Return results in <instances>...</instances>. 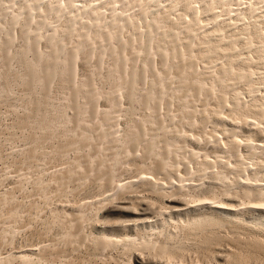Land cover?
I'll return each instance as SVG.
<instances>
[{
	"label": "bare ground",
	"instance_id": "1",
	"mask_svg": "<svg viewBox=\"0 0 264 264\" xmlns=\"http://www.w3.org/2000/svg\"><path fill=\"white\" fill-rule=\"evenodd\" d=\"M84 1L86 2L84 5H83V3H81L82 1L79 3V0H56V2H53L52 0H2L1 2L2 3L4 2V3L2 5L0 4V6H1V8H0V10H1L0 11L1 12L0 13V49L2 48V52H3L2 61L5 65L4 66L5 73H6L5 78L7 77V79H8V80L4 81L5 83L2 84L4 86V89H6L5 91H9L10 88L13 87V86H11V84H12L11 81H13V80L10 79L13 76L15 77L14 78L15 81L13 83L16 82V78H17L21 82V84L23 83L26 86V88H28V90H31V92L35 91L36 89H39L40 91L42 90L43 91L42 94L44 93L43 95H45L44 98L43 97L38 98V99L33 98V100L31 99L32 101L28 100L29 104H30V102H32V104L34 105L33 107H35V110H37L36 112H38V113H33V111H28V114H29V112H32L33 114L30 113L31 115L35 114V115L39 116L42 109H44L43 107L50 105V104H48L49 103L48 99L50 97L49 93L51 92L52 86L55 83L54 81H56V79H59V81H61V83L63 82L65 84H67L66 86H68V85L70 86V89H69V91H71L70 95H69V97L65 96V98L67 97V100H69L68 105H70V109L72 110V108H73V110H72L73 113L71 112L72 114H70L71 118L69 117V115L66 114V112H65L66 108L64 109V107L59 108V107H52L51 106V110L49 108H48L49 111L46 109V112L48 111L47 114L44 113V115H41L40 118L38 117V121H39L38 123H40L39 125H41L39 127V129L41 128V130H42V132H44V134L42 136L39 135L40 137H37V135H35L34 133H31V134H34V136H36V137H33V135H32V138L30 139V136H29L28 138L31 140L30 142L33 143L35 141V143L37 144L38 139H39V141H42L43 139H46L48 141V138L50 140V138H52L53 136H55V137L57 136V138H58L59 137L58 133L61 132L60 130L62 129L63 133L61 132L62 133L61 135L64 138L63 137H62V139L59 138V139H61V142L57 141V143H58L57 146L60 145L61 143H63L62 140L66 138L65 143L61 144L60 146H58L56 148V144H55L56 141H55V143H54L55 147L52 146L53 147L52 149H56V151L59 152L61 154V156L63 154H65L64 156H67L66 154H68V151H69L68 155H70L71 150H73L75 152V150L79 151V150H83V149L85 150L87 148L91 149L94 153L93 154L94 157L88 153H87V155L83 154L85 152L79 153L81 151L77 152L78 154L72 153L73 155H75V156H73L74 159L72 158L73 161L71 162V160H72L71 158H70V162L65 161L68 165H69V163H71V165H69L70 167L68 166V169L65 168L66 170H64L63 166L66 163L64 162L65 163L64 164L62 162L64 165L62 164V166H61V164H60L59 167L61 170L58 169V171L59 170L60 171L63 170V171H62V173L61 172L57 173L56 172L57 166H55L54 168H56V171H54V173L52 174L54 176V178L51 177V180H50V181H52L51 183L53 186L51 185V183L49 185H51V187H54V186L57 187L58 185L55 182L58 181L59 185L61 186V189L59 190V188H60L59 186H58V189L56 187H55V189L59 190V192H60V191L64 190V187L66 186L65 184L70 185L72 182L70 184H68V183L70 181H76L74 179L77 178L76 182L79 183L78 185H81V188H80L81 191H79V193H80L85 189L86 185L88 187L89 183L85 182L87 180L88 181L92 180V179L95 181L97 180L96 182L98 184H99V182H98V180H99L100 184H102V185L104 182L105 187L102 186L103 188L99 187V189L98 188L97 189L100 190L101 188L104 189L107 187L106 191L110 190L113 192L112 195H108L107 198H105V199H103V197H102L103 195L102 196L97 195L100 198H102L99 200L110 201L109 203H111V205L107 208H105L103 205H101L102 208H105V215L106 216L120 215V217H121V215L124 216V214H125V215L135 216L138 219L135 220L134 217L133 218L131 217V218H129L128 222L126 221V223H129L133 219L137 222L136 228L141 227V226L143 228L144 227L146 228V226L150 223V221H149L150 217L148 216V212H147V209L149 210L150 206H149V208L144 207V205L149 201L148 200L149 197H146L147 199L145 197L143 199L140 198V200H142V201L144 199L148 200L147 202L144 200L146 202V203L143 202V203H145L144 205L141 204L142 201L137 202L138 199L137 200L135 199V201L138 203L139 210H140V211L137 210V212L130 210V209L135 210V206H134V208L133 207L130 208V205H131L130 202L135 203L133 201V199L132 200L130 199L131 200L130 202L126 199H124V200L122 199V200H119L117 202H114V201L112 202V197L122 196V195L127 194L128 192H130L128 194H131V191H132V193L133 192L138 193V190L135 191V189L143 188L144 190L151 192L152 196L154 194L155 196L162 198L163 202L165 203V205L167 206V208L170 211L169 214L176 215V216L181 217V218L182 217L188 218L187 227L183 228L184 226L183 225H182L183 227L181 226L182 229L185 231V233H184V236L186 235L185 239H186L187 235L189 236V238L191 235H194V232L197 233L200 231L202 232V230H204V231L208 230L210 228L209 226H212L214 229V226L216 227L218 225V227H219V225H226V224L233 226L235 228L240 227V229H241V227H242V228H246L248 230L250 229L251 231L255 230V232L257 231V232H261L263 234L264 233V94H262V93H264V92H262V91H264V88L262 87L261 84L264 83V0H250V1L247 0L246 2L249 1L248 4L246 2L244 3L243 2L244 0L243 1L242 0H238V1L237 0H109L110 2L109 1L105 2L104 0H84ZM91 1H95V3H91ZM235 1H237L238 3L237 2L235 3ZM5 2L6 3L9 2L11 5L13 4L11 7L8 5L9 9H10L9 11L14 9L13 8L14 5H16V6L18 5L19 10L17 11V13H15L16 11L15 12L13 11L14 13L12 12V16L9 17V15L7 14V13H9V12H7L8 7L3 6L5 4ZM110 4H112L111 5L112 7L109 8L108 6H110ZM117 5H120V9H121L120 13L117 10V7H119ZM16 6H14V7H16ZM233 6H235L237 8H235ZM104 9L108 10L109 14H107L106 10H104ZM135 10H137L136 13H135ZM133 11H134V13L132 14L131 12H133ZM36 15L38 16L37 19H35ZM203 16L206 17L207 19L205 20L203 18L204 19L203 20L202 19ZM84 18H86L87 21L85 19V22H84ZM61 21H63V24H60ZM7 24L9 25V27H8L9 29L6 30L5 36L2 38L1 33L5 29L4 27H7L6 26ZM18 24H21V33L19 36H20V38H22L21 40H23V44H22L21 49L15 50L14 45L16 43L15 42L16 41V34H14V33L16 31L14 32V30L12 31V29L14 28V26H16ZM10 28H12V29H10ZM126 30L129 31V35L126 34V36L127 35L128 36L126 38H124L123 33L125 35L124 31H126ZM128 31H126V32H128ZM75 39H76V43H75ZM42 40H44L46 43V45L44 43H43L44 46L42 45L45 48V50H44V48L42 49V47H41V44H42L41 41ZM70 43L72 44V46L69 47ZM74 43H75V46L73 45ZM107 56H109L111 58V64L110 63L108 64V65H110V67L108 66L109 69L106 68L108 71L106 73H104L103 71L105 68H104V60L103 59H106ZM104 57H106V58H104ZM141 57H143V59ZM80 58H81V61H84V63L87 62V64H86L87 66L89 63L91 64V62L94 61L93 62V63H95L94 66L96 65V67H94V68H96L95 74L98 75L99 77H104L105 82H103L102 84L107 83V82L111 84L110 85L111 90H109V88H108V90H109L108 95L105 93V90H106L104 88L105 84L103 87L99 86L100 88L105 89L104 90L105 94L104 93L103 94H104V96L106 95V97H107L106 100H108L107 102H109L108 106H106L104 104L105 105V111H103V112H100V110L98 108V105H99L98 101L100 100V98L101 99H103V98L100 97V95H99L102 93H99L100 91L98 92L97 91L98 88H96V86L94 85L95 84L94 83L95 75L92 74V72H91V75L89 74L88 77L85 74L84 78L85 77L86 78L83 79V81H81V80H80L81 82H79V80H78V82L76 81V76L78 74L77 70L79 69L77 67L79 64L78 60H80ZM82 58H83V60H82ZM141 59L143 60V62H142V65L140 66L137 64V62H139V64H140V61H138V60H141ZM15 60L20 63L19 68L21 66V70L17 71L16 73H14V71H13L14 70L13 68L16 65L14 63ZM158 60L160 62V65H157L155 63V61L158 62ZM81 61H80V63H81ZM84 63H83V65H84ZM200 63L201 64L203 63L202 66L208 64L209 66L208 65L207 66L210 67V68H208L209 69L208 72H210V71L211 72L209 74L207 73L206 76H204L206 74L205 72L203 74V73H201L202 71L198 70V67H199L198 65H200ZM156 65L158 66L159 69L161 68L160 71L157 70ZM106 66H107V64H106ZM207 66H205V69L207 68ZM94 68H93V70H94ZM199 69L202 70V67L201 68L199 67ZM205 69L203 71H205ZM208 69H206V70H208ZM3 77H4V75H3ZM9 79H10V81H9ZM18 80H17V82H19ZM95 80H97V79H95ZM102 80L103 79L101 78V81ZM241 84L244 85L245 91L240 88ZM15 85L17 86V84H15ZM60 85L61 84H59V86ZM19 86H20V84H19ZM171 86L172 87L175 86V88L173 89V88H171ZM100 88H99V90H100ZM170 88H171V91H173V95L171 93V96H173L172 99L173 100L176 99L179 101V102L176 101V104L180 103L179 108H177L178 110L175 111V114L173 113L174 111L172 112L173 114L170 113L172 116L175 115L174 118L176 117V119H177V120L176 119L172 120L173 117H170L171 119L169 118V123H171V125H172V122H175L172 126L176 125L179 128L182 127L181 130L184 131L183 127L185 125L187 126V124H189L188 125L189 128H191V127L193 128V126L195 124L206 127L205 124L208 123V126H207L208 129L212 130L210 128H212L211 124H215L214 121L211 120L213 123L209 124L210 121L208 120V118L205 119L204 117H202L203 114H201V111L206 110V108L203 107V106H205V107L207 106V105H205L206 103H204V102L206 101L207 103L211 104L212 103L211 100L215 102V105L210 106L211 108L215 106V108H213L214 113H217V114L220 113L219 115H221V112H223L224 109L227 111L226 108H228V110H229V111H227V112H229V114L226 112L227 114H225V115L222 114L223 116L222 115L219 116L216 114H215V116H217L218 118L219 117L223 118L224 116L228 115L227 117H231V118H228V120H226V121H231V122H233L235 120V119H233V121H232V117H235L237 119L236 121H238L240 125L242 124L239 129L235 128V127H232L231 129H229V128L227 129V126L229 125V123L227 125L226 122L225 123L223 122L224 124H222V125H227L225 127V132L223 131L224 128H222V125H220V130L222 129L224 135L225 136L227 135V138L225 139L224 137H222V135H221L222 138H220V136L218 137L217 135L214 137L213 141L216 140V142L218 143L217 144L218 146L217 145L216 146L218 148L216 146H213L212 143H210V142H212L211 139L213 136L211 137V139L207 138L209 135H211V134L213 135V133L216 134L215 130H214L215 132L212 130L213 133H211L212 131L211 132L209 131L211 133V134H209L207 129L204 127L206 129L205 131H207V132L201 131V130H200V132H198L199 129H197V128H199V126H197V128H196L198 130L197 133L196 134L192 133V134H195V135H193V136H195V138H193V139H195L197 141V143H198V140L200 139L198 137L200 133L202 134V132H205L206 135L208 133L207 137H206V135H203L206 137L205 139H207L206 142L210 140L208 143L212 144L213 147H216L217 149L224 152L226 154V156H228V155L235 156L234 157V159L236 158L235 164H232V162H227L226 161L227 159H228V161H230V158H233V157L230 156L229 158H227L225 156V154L223 156L222 155L221 156H222V158L224 157L226 159L220 160L219 158H217V159L215 158L216 161L213 158H212L213 160L209 159V158H211L210 153H214V152H213V150H212V152H206V151H208L207 150L208 147L205 150V149H203L204 145H202V147H200V145H199V148H202L203 151H205V153H206V156L203 157L204 162L202 163V168L200 167V165L198 166V163H199L198 161H200V164H201V159H203V158H201L200 160L197 161V156L200 155L201 153L199 154V152L196 151L195 148L193 149L191 147L193 150L191 148H189L188 151L189 152L192 151L191 152L192 156L190 154L187 155V153H186L187 148L186 147L194 145V143L192 145H190L192 142L191 143L188 142L189 145L187 146V144H188L187 143V138H188L187 135L189 136V138H191L190 132H189L190 135L188 134L189 129L187 130V128H186V130H187V131L185 130L186 134H187L186 135V134H182L180 132V130H178L179 128L176 129L177 127H174V129H172V130H174L172 133H174L175 131H176L175 133L180 132V134L178 133L180 136L177 134V137H175L176 135L174 136L170 133L172 131L170 129V126L169 125H168L169 127L166 126L168 121H166V124H165L164 120H162L163 118H165L163 116L169 115L166 112V111L169 112L168 109L171 108L173 110L174 105H175V107H178V106H176L175 103L173 105V103H172L173 101L170 99L171 97L168 98V100L170 102L167 100V96L169 95L168 91ZM64 89H66V88H64ZM108 90H106V91L108 92ZM40 91H38V92H40ZM62 91H64V90H62ZM12 92L13 91H11V94H12ZM31 92H29V94ZM36 92H37V90H36ZM123 92L127 93L126 97L129 99V102H130L131 107L128 106L129 108H131L130 115L133 116V111L136 109V107L138 105H140V106H142V108H144V110H143L139 106L140 109H142L144 111V113H145V111H146V113H147V111H149V112H148V114L145 113L147 116L143 113L146 117H142V118L139 117L141 119V120L139 119L140 121H136L133 117V119L135 121L133 120V121H131V123L133 124V122H134V124L132 125L129 121V124H131V125L129 126L128 130L127 131L124 130L122 132V130H123V128H125V126H123V128H121V130L116 129V128H119L120 126L117 127L118 124L117 125L115 124L114 116L117 117L119 115L118 116L119 117L118 121H119V119H121L120 116L126 114V113L125 114L122 113V111L120 110V109L125 110V109L121 108L122 107L121 104H123V103L120 104V102H122L121 100H124V99H121L124 96ZM34 94L32 92L31 95L34 96ZM103 94H102V96H103ZM228 94L229 95L232 94V95H230L231 97H228ZM121 95H122V97H121ZM195 96L198 97L199 101L204 97L205 101H203L204 100V98H203L202 101L204 104L202 103L203 106L201 108H203L204 110H201V111L197 110L198 112H200L201 118L199 120L197 119L194 122L193 119L197 115L196 116L194 115L195 117L192 115L195 114L194 111H196L195 109L197 108L196 103L197 104L199 103V101L196 98H194V100H193V97H195ZM243 96H245L246 99H243L244 98ZM24 97H26V95ZM123 98H125V96ZM165 100H167L166 101L167 104L164 103ZM191 100H192L193 106L191 104ZM195 100H197L198 102L195 103L194 102ZM83 101H85V102H83ZM208 101H210L211 103ZM103 102H104V100H103ZM123 102H125V101H123ZM163 103L166 105V106L164 105V107H167V105H169L168 107H170L172 105L173 106L170 108L167 107L168 108L167 110H166V108H164L165 115L163 114V112L162 113L160 112L161 114H163L162 116H160L161 114L159 115L158 111H159L160 107L163 105ZM194 103H195V105H194ZM60 104H62V103H60ZM209 104H208V106H209ZM65 105L67 106V104H65V101H64V106ZM126 106L125 107L123 106V107L126 108ZM191 106L193 108H190ZM33 107H32V109L34 110ZM102 107H103V104H102ZM199 108H200V106H199ZM28 109H31V108L28 107ZM101 109H103V108H101ZM190 109H192V110L194 109L193 112ZM208 109L210 111V108H208ZM137 110H139V109L137 108ZM160 110H162V109H160ZM117 111H119V112H117ZM126 111H128L127 108H126ZM178 111H179V114L177 115L176 112L178 113ZM67 112H68V110H67ZM135 112H136V110L134 111V113ZM206 112H208V111H206ZM211 112H212V110H211ZM115 113L117 115H114ZM118 113H120L121 115ZM138 113H139V111H138ZM202 113H204V112H202ZM42 114H43V112H42ZM205 114L206 113H204V115ZM35 115H34V117H36ZM72 115H73V117H72ZM86 115H88V116H86ZM89 115L92 118H90ZM158 115L160 117H158ZM161 117H162V119H161ZM192 117H193V119H192ZM205 117H209V116L206 114ZM143 118H144V120H142ZM209 119H212V118L209 117ZM27 120H26V123L28 124ZM36 120H37V117H36ZM165 120H166V118H165ZM220 120L222 121V119H220ZM21 121H23V120H21ZM33 121L34 120L31 119V122H33ZM71 122L74 123L73 128H69V127H72ZM146 122L150 125L149 128H151V130L147 129L148 127H146L147 126ZM238 122H236V123L234 122V123L237 124ZM23 123H24V121H23ZM29 123H30V120H29ZM38 123H36V124H38ZM69 123H71L70 126H69ZM118 123H120V122H118ZM21 124L22 123H20L19 125L21 126ZM217 124L218 123H216L215 125H217ZM31 125H33V124H30V127H31ZM34 125H35V123H34ZM128 125H126V126L128 127ZM209 125H211L210 128H209ZM215 125H213V127ZM172 126H171V128H172ZM25 127H28V125ZM230 127H231V124H230ZM33 128H34V126H33ZM80 128L83 131L81 133L78 132L79 134L77 135L76 132L79 131ZM81 129H80V131H81ZM31 130H34V129H31ZM119 130L122 132L121 134L124 133L123 134L124 139L121 138L122 140H120L118 137L120 135V134L118 135V133H117V132L120 133ZM148 130H149V132H148ZM218 130H219V124H218ZM150 131H152V132H150ZM194 131H195V129H194ZM34 132H35V130H34ZM181 134L183 136H185L186 139L184 138L182 140ZM201 134H200V137L203 140H205L201 136ZM218 135H220V134L218 133ZM147 136H150V137L147 138ZM55 137H53V139ZM57 138H55V139H57ZM223 138H224V140H223ZM259 138H261V139L258 140ZM32 139L34 141H32ZM53 139H51V141ZM59 142H60V144H59ZM161 142H163V144H161V145H164V146H162V148L164 147L163 150L161 149V146H160ZM181 142L184 143L185 147L183 146V143H181ZM199 142L201 143L202 140L201 141L199 140ZM216 142H214V143L216 144ZM27 143H28V141H27ZM208 143H206L205 145H207ZM33 144L30 143L31 146ZM41 144H43V141L41 142ZM41 144L38 142V144H37L38 147ZM180 144L184 148H186V151L183 147H180ZM121 145H122V147H121ZM195 146H198V145H195ZM212 146H211V148H212ZM26 147H28V146H26ZM38 147H36V148H38ZM140 147L144 148V149L143 148L142 149L144 150L145 153L142 152L141 155L144 154V157L146 160L145 159L143 160L142 158H144V157H142V156H141L142 158L141 157H139V158H141V160H143V162L146 161V163H147V161H149L150 166L148 165L149 166L148 167L149 170H148L146 165H143V163H142V165L140 164L142 166L141 167L139 165V163H140L139 162V163H137L138 168H140V167L145 168L146 167L144 170L146 173L151 170V171H153L154 174L152 172H148L150 174L152 173L153 175H150V178H149V176H148V178H147V176L143 177V176H145V175H143L144 173H141L143 170L140 168L141 169V171H140L141 174H140L138 172L140 169L138 170V168H136L137 166L134 164L136 171L140 174L139 175L135 171V173L138 174L137 179L138 178L139 179L137 180L135 178V180H134V177H135L134 176L132 180L130 179V182L124 181L125 183L123 182V184L116 185L117 180H118L117 179L118 174H120L121 172L123 173V170H124V172H127L125 170H126V168L128 169L129 167L132 170H134L133 169L134 167L132 168V166H131L133 164L132 163L133 161L132 162L129 161L132 163V164L130 163L131 165H129V162L127 161V159H128V157L132 158V155L129 156V154H133L136 149L138 152V148H139V150L141 149ZM209 147H210V145H209ZM199 148L197 150H199ZM181 149H183V151H185L186 154H184L185 156L183 154H181V155L179 154L181 156L180 158H182L184 156L182 161L183 162L188 161L186 163L184 162L186 164V165H184V166H186V168L185 169L183 168V170L185 172L183 171L182 173L185 175L187 172L189 176L187 175V177H185L186 176L185 175V176H183V178L185 177L183 179L182 178L183 174L179 175L180 173H178L177 176H179V180L176 179V178H178L177 176H174V178L175 177L176 178L175 179L172 178V180H174V183H175V184H173V182L171 180L172 174L170 173L172 171L169 170V169H171L170 167H172L173 165H170L171 163L169 161L172 157L175 156V154H177L179 151H181ZM32 150H33V148H32ZM32 150L30 149V152L28 151L29 152L28 155L30 157L34 158V156H36L35 154L37 152L34 150L32 151ZM121 150H123L122 153H121ZM219 150H217L218 154L216 153V155H215V153H214L213 156L212 155L211 156L212 157H214V156L218 157V155H220ZM73 151H71V152H73ZM108 151H110L109 152L110 154L108 153ZM124 151H126V152H124ZM194 151H196V152H194ZM200 151H201V149H200ZM57 152L55 154H57V156H58L59 153H57ZM215 152H216V150H215ZM124 153H129V154H128V156L126 155L127 156L126 157ZM179 153H184V152L181 151ZM205 153H204V155H205ZM50 154H51V152H50ZM106 154L109 155V156H107V158L104 157V155L106 156ZM120 154H122L124 156H121ZM137 154H134V156H136L138 158ZM134 156H133V158H134ZM177 156L178 155H176V157H174V159L177 158L179 161V158ZM187 156H189L190 158L192 157V159H189V157H187ZM221 156H219V157H221ZM123 157H125V160ZM33 158H31V159L33 160ZM61 158L59 157V159H61ZM121 158H123L122 159L123 161L121 160ZM139 158H138V160H140ZM24 159H26V158H24ZM29 159L30 158L28 157L27 160H29ZM52 159H54V158H52ZM105 159H107V160L109 159L112 162V164L110 166H106V164L107 163L109 164L110 162H109V160H108V162H106ZM187 159H189L190 161ZM34 160L37 161V159H34ZM47 160H46V162L49 161V160L48 161ZM171 160H173V159H171ZM223 160H225L226 162H224ZM30 161H28V162H30ZM120 161H122L123 163L122 162L120 163ZM125 161L128 162V165H127V163H125L127 165V167L125 166V169H121V172L118 173V171L120 170L119 168H124L123 164ZM180 161H181V159H180ZM182 161H181V163H182ZM19 162H21V161H19ZM54 162H55V160H54ZM173 162L174 161H172V163ZM184 163H182V164H184ZM230 163L232 164V166L235 165L234 169L232 167L233 170L230 169L231 167H229L230 170H228V166L231 165ZM48 164H49V162H48ZM48 164H46V165H48ZM67 164L65 166H67ZM119 164L122 165V167ZM173 164H175V162ZM21 165H23V164H21ZM17 166H16V168H17ZM20 167L23 168V167H25V165L23 167L22 166H20ZM20 167H19V170H20ZM173 167H172V169L174 172L180 170V168H181L179 166L178 170H177V167L175 166L176 167V168L174 167L176 169L175 170ZM211 168L212 169L215 168L216 170L212 171V172H214V174H212L211 175L212 177H210V178L216 180V183L218 182V183H220V185L213 183V185L207 186V185H204L201 183L204 180L205 181L211 180L209 178L206 179L209 175L204 176V174L211 172V171H207L208 169L211 170ZM26 169H28V168H26ZM38 169H40V168H38ZM17 172L19 173V171H17ZM37 172H38V170H37ZM129 172H127V173H129ZM198 172L201 176L200 178L204 177V178H202V180L204 179L203 181L200 180V182H199L200 184L197 181V179L199 180ZM200 172L203 173V176H202V173H200ZM51 173H52V171H51ZM122 173H121V175H125V173L124 174H122ZM131 173H132V171H131ZM230 173H232L231 177L233 176V174H235L236 177L234 176L235 178L232 179L233 181L228 182V181H230L229 180L230 179V177H229ZM46 174H47V172H46ZM159 174L160 175L162 174V177L164 175L165 178L164 177L163 178L158 177L157 175H159ZM132 175H129V177L131 176V178H132ZM196 175H197V179L195 180L193 177ZM119 176H118V178H119ZM152 176H154V177L152 178ZM0 177H1V175H0ZM40 177L43 179V178H46V175H45V177H42V176H40ZM1 178H2V180H4L3 177H1ZM38 178H39V176H38ZM55 178H57V181H55L54 182L55 184H53V181L55 180ZM120 178H122V176ZM187 178L189 180H190V178H191V180L194 179L195 182H192V181L189 182V180ZM237 178H239V179H237ZM6 179L7 178H5V180H4L5 182H7ZM78 179L79 180L82 179L85 181L81 180V182H79ZM168 179H170L171 182H168V181H170ZM120 180H118V181H120ZM166 180H168V181L166 182ZM175 180H177L179 183ZM184 180L188 181V183H185ZM214 180H212V181L214 182ZM4 181L0 182V184L4 183ZM92 181H90V184ZM101 181H103V182L101 183ZM164 181H165V183H164ZM48 182H49V180H48ZM83 182L88 183V184H83ZM96 182H94V183L96 184ZM80 183H82L83 185ZM166 183H168L169 185ZM73 184H72V186L75 187ZM98 184L96 185V187L98 186ZM210 184H212V183H210ZM2 185H0V186H2ZM49 185H47V186H49ZM38 186L40 187L41 183ZM44 186H46V185H44ZM36 187H37V185H36ZM36 187H34V188H36ZM39 187L36 188L35 190L37 191V189H38L39 195H41L44 192L43 189L45 187L43 189H41ZM41 187H43V186H41ZM73 187L71 188V191L73 189L74 190L73 194L75 195V190H77V188H73ZM76 187H78V186H76ZM83 187H84V189L82 190ZM165 187L166 188L169 187L170 192H167L168 190L166 191ZM66 188H69V187L66 186L65 190H66ZM39 189L41 190V193H40ZM48 189H49V187H48ZM97 189H96V191H97ZM42 190H43V192H42ZM51 190H52V188L50 189V191ZM91 190L93 193V191L95 189H91ZM141 190L139 189V191L141 193H143ZM202 190H204V191H202ZM52 191H54V189ZM67 191H68V189H67ZM69 191H70V188H69ZM89 191L90 190H88V192ZM104 191H105V189H104ZM104 191L102 192L103 194L106 193V191H105V193H104ZM110 191H107V192L109 193ZM146 191L144 193H146ZM48 192H49V190H48ZM99 192H101V190ZM149 192H147V196H148ZM36 193H38V192H36ZM63 193L65 194V192H63ZM63 193H56V194L57 195L59 194L58 196L61 195V198H65L64 195L62 196ZM82 193H80V194L82 195ZM49 194H47V195H49ZM93 194L95 195V193H93ZM96 194H97V192H96ZM98 194H101V193H98ZM29 195H31V194L29 193ZM42 195H45V192ZM53 195L55 196V193ZM10 196L12 197V195H10ZM54 196L51 197L50 199H53ZM58 196L56 197L57 201L59 199ZM65 196L68 197V195H65ZM125 196H123V198ZM5 197H7V196H5ZM38 197H37V199H38ZM48 197H50V196H48ZM88 197H86V198H88ZM104 197H106V195ZM186 197H189L190 199H192L190 203L189 202L186 203L188 201V198H186ZM44 198H46V197H44ZM82 198H83V196H82ZM154 198H153V200H154ZM66 199L67 198H65V202H64V199L63 200L60 199L61 200L60 202L65 204L66 202L69 201L68 200L69 198L67 200ZM96 199H98V197ZM96 199H94V196H93V199L91 202H94V200L97 202ZM185 199H187L186 202H185ZM239 199H240V201L242 200V202H243L242 204L239 203ZM153 200L151 201L152 204H154V201H155V200L154 201ZM12 201L13 200H11V203H13ZM35 201H36V198H35ZM2 202H4V201H2ZM91 202H89V203H91ZM163 202H161V203H163ZM20 203H21V201H20ZM29 203L30 202H28V204ZM89 203H87V204H89ZM99 203H96V207H98L100 205ZM139 203H140V205H139ZM156 203H157V201H156ZM158 203H160V202H158ZM17 204L18 203L16 202L15 206ZM102 204H103V201H102ZM33 205H34V203H33ZM84 205H85V203L83 204V206ZM134 205L137 206L136 203ZM165 205H164V207H165ZM12 206H13V204H12ZM72 206H71V208H72ZM92 206L95 207V204ZM85 207L89 208L88 205ZM9 208H11V207H9ZM16 208H17V206H16ZM63 208H60V210L61 209L63 210ZM82 208H84V207H82ZM98 208H96V209L99 212L102 208L101 209H98ZM76 209L78 210V208H76ZM165 209H166V207L164 208V210ZM79 210H81V208ZM150 210H151V208H150ZM63 212L65 213L66 211L63 210L62 213ZM71 212L72 213L74 212L73 215L76 214L78 216V220L80 222L78 224H80V225L82 224L81 222L84 221V220L83 221H81V220L85 217L87 219V216H89L87 214V216L85 215V217H83L82 215H84L85 213L82 214L83 213L82 210H81L82 213L80 212L78 214H77V212L75 213V209H74V211L71 210ZM71 212H67L69 214V216H66L67 214L65 213L66 214L65 220L68 219V217L73 216L72 214H70ZM149 212H151V211H149ZM6 213H7V210H6ZM19 213H20V210H19ZM95 213H97V212L95 211ZM152 213L153 212H151V214ZM165 213H164V215H165ZM167 213H168V211H167ZM14 214L12 217H15L16 214L15 215ZM28 214H30V213H28ZM7 215H8V213H7ZM162 215L160 216V218L164 217ZM75 216H73V217L75 218ZM80 216H82L83 218L80 219L79 218ZM90 218H92V217H90ZM96 218L99 219L101 222L103 221V219H100L98 216L97 217L95 216V219ZM117 218L119 219V217H117ZM125 218H127V217H125ZM165 218H167V217H165ZM63 219H62V221H63ZM70 219H71V217H70ZM97 219H96V221H97ZM158 219H159V217H158ZM170 219H171V216H170ZM184 219L182 218L181 221H186ZM150 220H152V219H150ZM155 220L157 221V219H155ZM120 221H121V219H120ZM120 221H118V222L121 223ZM174 221H175V219H174ZM72 222L77 223V221H75V219ZM90 222L91 221H89V223ZM99 222H98V224H99ZM104 222H103V224H104ZM65 223L66 222L64 221V224ZM106 223L104 224L105 226H106ZM123 223H125V222H123ZM159 223H160V221H159ZM174 223H178V222H174ZM54 224H56V223H54ZM61 224H63V223L61 222ZM78 224H73V225H77V226H75V228L76 229L79 228L78 229V232H79L80 227L82 228L84 223L80 227ZM108 224H110V223H108ZM156 224L158 225V223H156ZM162 224L163 223H161V226H162ZM101 225H102V223H101ZM101 225L99 224V226H101ZM111 225H113V224H111ZM114 225L116 226V224H114ZM157 225H156V227H157ZM66 226H69V224H67ZM70 226H71V224H70ZM71 227L73 229H69V230H72L73 232L69 231L68 234H70V232H71V234L73 233L72 234L73 236L70 235L71 236L70 238L74 237L75 240L69 239V240H72V242L70 241L72 244H68L67 240H66L67 238H66L65 239L66 241L64 244L67 247H69V245L74 246V244H77V243H74L77 241L76 240L77 237L79 239L78 243H80L81 240L83 241V239H81V238H84V240L87 238L86 236L82 237V233H84L85 231L82 232V230H81V233L79 232L81 234V236H80V234L78 236H76V233H77V232H75L76 229L74 228V226H71ZM125 227L127 229V226H125ZM222 227L225 228V226H222ZM147 228H149V227H147ZM165 228L166 227L163 224L161 229L158 227L159 230H154V233H155V231H159L160 239H159V237H157L158 235L156 236L159 239L158 242H155L156 239L154 237H152V235L150 237L155 239L154 242H152V240L145 239V237L140 239V240L144 239L143 241H140V243H138L139 248H141L140 250L143 249V250H147L149 252L152 251V252L156 253V254L153 253V255H155L154 256L155 258L158 255H160V258H161V256L162 257L164 256L163 258L168 257L169 260L171 259V261H173V263L176 262V259L177 260L179 259L181 261H185V258H186L185 253H188L189 248H187V246L184 244V242L182 240L180 241V239L177 238V236H176V239L179 240V242H177V240H176V243H174L173 242L174 236H172V233H170V234L165 233ZM220 228H221V226H220ZM95 229H96V227H95ZM237 229L238 228H236L235 230H237ZM112 230H113L112 228L110 231L108 228L103 227V229L100 230V233L103 234V236L101 237L100 236L101 234H100L99 235L100 238H99V236L97 235L98 233H97L96 238L98 236V238H97L98 240L96 239V241H97V243L95 244L96 246L95 245H92V246H95V249L105 250L106 248L108 249V247L115 246L116 244L118 245V242H121V241L123 242V240L125 238V240H124L125 244L123 243V246L126 245L130 249L133 248L132 250H135L134 248H136V247H137V249H139L137 246L138 241L136 242V239H134L136 236L134 238H131L130 235L128 236L125 234V236L123 237V240H121L122 236L119 233L118 235L121 236L119 238L121 241H119L118 238H117L118 241L115 240L116 238H114L112 235L111 236L113 237L114 240L109 238L108 236L106 237L105 232H107V231L112 232ZM180 230H181V228H180ZM183 230H181L182 233L184 232ZM250 230H249V232H250ZM118 231H117V233H118ZM120 231H122V229ZM169 231H171V229ZM209 231H212V230H209ZM74 232H75V236H74ZM147 232H148V229H147ZM144 233H145V231H144ZM240 233H241V231H240ZM7 234H8V232H7ZM200 234L198 233V235H200ZM46 235H47V232H46ZM131 235H132V233H131ZM178 235H180V234H178ZM79 236H80V238H79ZM115 236H116V233H115ZM126 236H128V238ZM147 236H149V234ZM208 236H209V233H208ZM66 237H68V236H66ZM207 237L206 238L203 237V238H205L204 240H206ZM209 238L210 237H208L207 241H205V242L202 240L203 242L201 244L208 242ZM212 238L215 239V237H212ZM212 238H210V239H212ZM89 239H91V238H89ZM138 239H139V237L137 238V240ZM195 239H196V236H195ZM195 239H193V240H195ZM88 241L90 242L91 240H88ZM92 241H94V239ZM212 241H211V243H212ZM83 242H85V241H83ZM57 243L55 245H57ZM93 243H95V242H93ZM211 243L209 242L208 244H210L212 246L215 242L213 244H211ZM52 245L54 246V244H52ZM119 245H120V243H119ZM203 245H205V244H203ZM120 246H122V245H120ZM55 247H57V246H55ZM63 247L64 246H62V249H63ZM199 247H200V245H199ZM199 247H198V249H199ZM215 247H217V249L222 248V246L218 247L217 245ZM48 248L49 247H47V250H48ZM89 248H90V246L88 247V249ZM226 248H230V247L226 246ZM44 249L46 250V248H44ZM44 249H43V252H44ZM57 249H56V253L58 252ZM190 249H192V248H190ZM209 249L208 250L206 249L207 251L205 252V255L203 254L204 258H206V257L208 258V259L206 258V261H209V264H211L210 261H212V260H214V262H216L217 264H232L231 262L233 260L234 253H235L234 251H232L233 249H231V250L230 249L222 250L224 248H222L221 250H219V249L217 250L216 248L214 250L213 249L209 250ZM65 250L66 249H64L63 251L62 250H60V251L64 252ZM101 250L92 251V253L94 254V252H100ZM108 250L111 251L110 249H108ZM199 250L202 253L203 249L202 250L199 249ZM204 250H205V248H204ZM204 250H203V252H204ZM43 252L42 253L39 252V253L41 255L47 254L46 252H44V253ZM61 252H58V255L63 254ZM105 252L107 253V251H105ZM190 252H191V250H190ZM190 252H189V254H190ZM35 253L36 252L34 250L21 252L17 256H14L12 253L11 256L9 254L10 257L13 256L11 260L10 259L6 260V258H4V260H6V261H2L3 260L2 258L5 257V256H3L2 258H0V260H1L0 263L1 264H5V263L6 264H12L13 258H15L14 261L16 259L17 260L19 259V260L23 261V264H24V261L28 262L29 259L32 258V257L30 258L29 256L30 255L34 256ZM37 253H38V251H37ZM37 253H36V255H37ZM50 254H51V256L54 255V254L52 255V253H50ZM189 254H188V256H189ZM41 255H39V256H41ZM55 255L58 257L57 254H55ZM199 255H200V253H199ZM98 256H99V254H98ZM101 256H102V254H101ZM6 257H8V256H6ZM53 257H51V259ZM106 257H105V259H106ZM54 258H53V262L55 261ZM160 258L158 256L159 260H160ZM183 258H184V260H183ZM197 258H199V257H197ZM204 258H202V259H204ZM148 259L150 260V257ZM158 259H155V262H158L157 261ZM210 259H212V260H210ZM147 260L146 259L145 260L140 259L139 257L134 258L135 264H155L154 262H152L153 260H151V261H149V260L147 261ZM162 260H164V259H162ZM166 260H168V259H166ZM204 260H201V261H204ZM235 260H237V258ZM30 261H32V259ZM58 261H59V257H58ZM114 261H116V260H114ZM2 262H4V263H2ZM20 262H17V263L20 264ZM44 262H46V261H44ZM53 262H51V263H53ZM192 262H190V264ZM196 262H197V260H196ZM233 262H235V261H233ZM60 263L61 262L59 261V264ZM173 263L166 262L163 264H173ZM160 264H162V263H160ZM175 264H178V261ZM201 264H203V263H201Z\"/></svg>",
	"mask_w": 264,
	"mask_h": 264
},
{
	"label": "rangeland",
	"instance_id": "2",
	"mask_svg": "<svg viewBox=\"0 0 264 264\" xmlns=\"http://www.w3.org/2000/svg\"><path fill=\"white\" fill-rule=\"evenodd\" d=\"M2 0H0V4L2 5L3 3L1 2ZM53 2H56V0H52ZM82 1V2H81ZM79 0V3L81 2V3H83V5L86 3L84 0ZM105 2H108L109 0H104ZM238 1V0H237ZM237 1H235V3L237 2ZM243 1V0H242ZM241 1V2H242ZM247 0H244L243 2L245 3ZM250 1V0H249ZM249 1L248 2H246L247 4L249 3ZM90 2V1H89ZM88 2V3H89ZM110 2V1H109ZM253 2V1H252ZM9 3V2H8ZM6 3L5 2V4L3 5V6H5V7H8V11L7 12H9V13H7L8 15H9V17H11L12 16V12L14 11H16L15 13H17V11L19 10V7H18V5L16 6V5H14V6H16V7H14L13 6V8L14 9H12L11 11H9L10 9H9V6L11 7L12 5L9 3ZM91 3H95V1H91ZM238 3V2H237ZM9 5V6H8ZM77 5V4H76ZM79 5V4H78ZM81 5V4H80ZM112 4H110V6H108L109 8L110 7H112L111 6ZM117 6H119V7H117ZM116 7H117V10H118V12L120 13L121 11V9H120V5H117ZM233 7H235V6H233ZM0 8H1V6H0ZM235 8H237V7H235ZM104 10H106V9H104ZM1 11V10H0ZM136 11L137 10H135V13H136ZM6 12V11H5ZM13 12V13H14ZM110 12V11H109ZM1 13V12H0ZM106 13L107 14H109L108 13V10H106ZM132 14L134 13V11L133 12H131ZM3 17V16H2ZM38 18V16L36 15V17H35V19H37ZM207 19L206 17H202V19ZM85 19L86 18H84V22H85ZM201 19V20H202ZM203 19V20H204ZM202 20V21H203ZM86 21H87V19H86ZM203 23V22H202ZM60 24H63V21H61V23ZM7 27H4L5 29L3 30V32L1 33V37L3 38L4 36H5V32H6V30L7 29H9L8 27H9V25L7 24L6 25ZM144 28V27H143ZM10 29H12V28H10ZM14 30V34H16V43H15V45H14V49L15 50H19V49H21V47H22V44H23V40H21L22 38H20V33H21V24H18V25H16V26H14V28L12 29V31ZM18 31V32H17ZM126 31H128V30H126ZM126 31H124L125 32V35H124V33H123V36H124V38H126L128 35H129V31L128 32H126ZM19 33V34H18ZM126 34H128L127 36H126ZM19 36V37H18ZM20 38V39H19ZM41 47H42V49L44 48L43 46V43L46 45V43H45V41L44 40H42L41 41ZM73 43V42H72ZM75 43H76V39H75ZM75 43L73 44L74 46H75ZM20 45V46H19ZM43 45V46H42ZM70 46H72V44L70 43L69 44V47ZM46 47V46H45ZM44 50H45V48H44ZM0 175H1V177H3L4 178V180H5V178H7L6 179V181L7 182H5L4 180H2V178L0 179L1 181L0 182H2V181H4V183H1L0 185H2V186H0V201L2 202V201H4V202H0V258H2L3 256H5V257H3L2 259V261H6L7 259H12V257H10L11 255H12V253H13V255L14 256H17L19 253H21V252H26V251H30V250H34L36 253H37V251H38V253H37V255H36V253H35V255L33 256V255H30L29 257L32 259V261H30L31 259H29V261L28 262H25L24 261V264L26 263V264H59V261L61 262L60 264H135V261H134V258L135 257H139L140 259H143V260H147L149 257H150V260L149 261H151V260H153L152 262H154L155 264L157 263V264H160V263H166V262H171V263H173V261H171V259L169 260V258L168 257H165V258H163L162 256H161V258H160V255H158L159 256V258H160V260L158 259V256L155 258L154 256L155 255H153V253L154 252H152V251H147V250H140L141 248H139V246H138V243H140V241H143V240H140V239H142V238H144L145 237V239H149V240H152V242H154L155 241V239H156V241L155 242H158V240L160 239V234H159V231H155V233H154V230H159L158 229V227L161 229V227L163 226V224H164V226L168 229H166L165 228V233H172V236H174V239H173V242L174 243H176V236H177V238H179L180 239V241L182 240L183 242H184V244L187 246V248H189L188 249V253H185V261H181V260H177L176 259V262L175 263H177V261H178V264L180 263V264H190V262H192L191 264H201V263H203V264H209V261H206V258H204L203 256L205 255V252L210 248V249H217V247H215L216 245L219 247H221L222 246V248H224V249H222V248H218L219 250H225V249H233L232 251H234L235 253H234V257H233V260H232V264L234 263H236V264H264V233L262 234L261 232H255V230H253V231H251L250 229V232H249V230L248 229H246V228H242L241 227V229H240V227H236V228H238L237 230H235L236 228L235 227H233V226H230V225H228V224H226V225H219V227H218V225L215 227L214 226V229H213V227L212 226H209L210 228L208 229V230H202V232L200 231V232H194V235H191L190 236V238H189V236L187 235V237H186V239H185V236H184V233H185V231L182 229V227L183 228H185V227H187V225H188V218H186V217H182L184 220H186V221H181V217H178V216H176V215H171V214H169V209L167 208V206L165 205V203L163 202V199L162 198H159V197H157V196H155L154 194H153V196L157 199H155L151 194V192H149V191H146V190H144L143 188H138V189H135V191H137L138 190V193L137 192H133L132 193V191H131V194H128V193H130V192H128L127 194H125V195H122V196H118V197H112V202L114 201V202H117V201H119V200H124V199H126V200H128L129 202L133 199V201L137 204V206L136 205H134L135 203H132V202H130L131 203V205H130V208H134V206H135V210L134 209H130L131 211H136L137 212V210L138 211H140L139 210V206H138V201H142V200H140V198H146V197H149L148 198V200H146V199H144L142 202H141V204H145L144 205V207H146V208H149V206H150V208H151V210H150V208H149V210L147 209V212H148V216L150 217L149 218V221H150V223L146 226V228L144 227H138V228H136V225H137V222L135 221L136 219H138L137 217H135V216H132V215H125L124 214V216L123 215H121V217H120V215H114V216H106L105 215V208H107V207H109L110 205H111V203H109L110 201H105V200H102L103 201V204H102V201L101 200H99V199H102V198H100L99 196H102L103 197V199H105V198H107V196L108 195H112L113 194V192L112 191H110V190H107V191H110L109 193L106 191V189H107V187L106 188H104L105 189V191H106V193H105V191H104V189H102L103 187H105V183L103 182V181H101V183L103 182V185L102 184H100V181L98 180V182H99V184L95 181V180H93L94 182H96V184L92 181V180H87V181H85V180H82V181H85V182H88V183H85V182H83V184H88V187H87V185L85 186V189H84V187L82 188V192H80V193H82V195L79 193V191H81V185H78L79 183H77L76 181H77V178L76 179H74V180H76V181H70L68 184H70L71 182V184L70 185H67V184H65L66 186H68L69 188H70V191H71V188L73 187L72 186V184L75 186V187H73V188H77V190H75V195L73 194L74 192V190L72 189V193L69 191V188H66V190H65V187H64V190L63 191H60L59 192V190L61 189V186L59 185V183H58V181H57V178H55V180L53 181V184H55V183H57V185L60 187L59 188V190H56L55 189V187L56 186H54V187H51V185H52V181H50L51 180V177H53L54 178V176L52 175L53 173H54V171H56V168H57V173L59 172H61L62 173V171H60L61 169H60V164H61V166H62V164L65 162V161H67V162H70V158L72 159H74V157L73 156H75V155H73V154H76L77 152H79V151H81V152H79V153H83V152H85V153H83V154H85V155H87V153L88 154H90L91 156H93L94 157V153H93V151L91 150V149H89V148H87V149H83V150H79V151H76L75 150V152L73 151V150H71V151H73V152H71L70 151V155H68L69 154V151H68V154H66L67 156H64L65 154H63L62 156H61V154L59 153V152H57L56 151V149H52L53 147L52 146H54L55 147V144H56V148L58 147V146H60L61 144H64L65 143V139H63L62 140V142L63 143H61L60 144V142H61V139H62V129L60 130L61 132H59L58 133V135H59V137L57 138V136L55 137V136H53V137H55V138H57V139H53V137L52 138H50V140H49V138H48V141L46 140V139H43L42 141H43V144H41V142L42 141H39V139H38V142L41 144V145H39V147H38V142H37V144L35 143V141L32 139V141H34L33 143L32 142H30L31 140V138H32V135H33V137H36V136H34V134L35 135H37V137H40V136H42L43 134H44V132H42V130H41V128L39 129V127L41 126V125H39L40 123H38L39 121H38V117L40 118L41 117V115H44V113L45 114H47V112L49 111V109L51 110V106L52 107H59V108H63L64 107V109L66 108V110H65V112H66V114L67 115H69V117L71 116L70 114H72L73 113V108H72V110L70 109V105H68V103H69V100H67V97L65 98V96H68L69 97V95H70V92L71 91H69V89H70V86L68 85V86H66L67 84H65V83H61V81H59V79H56V81H54L55 83L53 84V86H52V89H51V92L49 93L50 95V97H49V99H48V101H49V103L48 104H50V105H47L46 107H43L44 109H42V111L40 112V114H39V116L38 115H35L36 117H37V120H36V117H34V115H31V114H33V113H38V112H36L37 110H35V107H33L34 105L32 104V102H30V104H29V101H32L33 100V98L35 99V98H41V97H43L44 98V96L45 95H43L42 94V90L40 91L39 89H36L37 90V92L38 91H40V92H36V90L35 91H32L33 92V94H34V96L33 95H31L32 94V92H31V90H28V88H26V86L22 83L21 84V82L16 78V82L15 83H13L14 81H15V77L13 76V77H11L10 79L11 80H13V81H11V86H13V87H11L10 88V90L9 91H5L6 89H4V86L2 85L3 83H5L4 81H6V80H8L7 79V77L5 78V69H4V63H3V61H2V54H3V52H2V48L0 49ZM104 58H106V57H104ZM110 60H109V59ZM142 59H143V57H141ZM140 59V58H139ZM141 59V60H142ZM82 60H83V58H82ZM104 60V68L106 69H109V67H110V65H108L109 63L111 64V58L109 57V56H107V58L106 59H103ZM141 60H138V61H140V64H139V62H137V64L138 65H142V62H143V60L141 61ZM80 61H81V58H80V60H78V62H79V64H78V70H77V76H76V81L78 82V80H79V82H81V81H83V79H85L84 78V76H85V74H86V76L88 77V75L90 74L91 75V72H92V74H94L95 75V79H97V80H95L94 79V85L96 86V88H98V92L99 93H104V90L106 89V90H108V88H109V90H111L110 88V83H104L105 84V86H104V84H102L103 82H105L104 81V77H99L98 75H96L95 74V72H96V68H94V67H96V65L94 66V64L95 63H93V62H91V64L89 63L88 64V66L86 65L87 64V62H85L84 63V61H81V63H80ZM107 61V62H106ZM2 62V63H1ZM84 63V65H83V63ZM158 62H159V60H158ZM157 61H155V63L157 64V65H160V62L158 63ZM14 63L16 64H14L15 66H14V73H16L17 71H19V70H21V66H20V68H19V62L18 61H14ZM18 64V65H17ZM106 64H107V66H106ZM203 64V63H202ZM202 64L200 63V65H198L200 68L202 67V70L201 69H199V67H198V70H200V71H202L201 73H203L204 74V72L206 73L204 76H206L207 75V73L209 74L210 72H208L209 71V69L208 68H210V67H208L209 65L208 64H206V65H203L202 66ZM156 65V66H157ZM208 65V66H207ZM109 66V67H108ZM205 66H207V68L206 69H208V70H206L205 69ZM92 67V68H91ZM160 67V66H159ZM93 68H94V70H93ZM157 68V70L158 71H160L161 70V68L159 69L158 68V66L156 67ZM205 69V71H203L204 69ZM104 69V73H106L108 70L106 69L105 70ZM16 70V71H15ZM94 72V73H93ZM3 75H4V77H3ZM79 76V77H78ZM98 76V77H97ZM4 78V79H3ZM80 78V79H79ZM101 78L103 79L102 81H101ZM151 78V77H150ZM10 79H9V81H10ZM100 79V80H99ZM152 79V78H151ZM17 80L20 82H17ZM81 80V81H80ZM3 81V82H2ZM99 81V82H98ZM59 82V83H58ZM20 84V86H19V84ZM15 84H17V86L15 85ZM59 84H61L60 86H59ZM98 84V85H97ZM101 84V85H100ZM65 85V86H64ZM107 85V86H106ZM109 85V86H108ZM174 85V84H173ZM172 85V86H173ZM262 85V87L264 88V83L263 84H261ZM260 85V86H261ZM23 86V87H22ZM25 86V87H24ZM99 86H101V87H103L104 86V88L105 89H103V88H100ZM171 86V88H175V86L174 87H172ZM64 88H66V89H64ZM99 88H100V90H99ZM171 88L169 89V91H168V96H167V100H168V98H170L173 102V105H174V103L176 104V101H178V100H176V99H172V97L173 96H171V93H172V95H173V91H171ZM240 88L241 89H243L244 90V85L243 84H241L240 85ZM2 89V90H1ZM13 89V90H12ZM172 89V90H173ZM62 90H64V91H62ZM68 90V91H67ZM103 90V91H102ZM105 90V93L108 95V93H109V90H108V92ZM11 91H13L12 92V94H11ZM102 91V92H101ZM171 91V92H170ZM245 91V90H244ZM4 92V93H3ZM8 92V93H7ZM29 92H31L30 94H29ZM170 92V93H169ZM262 92H264V91H262ZM62 93V94H61ZM104 93V94H105ZM124 93V94H123ZM122 94L125 96V98H123L122 97V95H121V99H124V100H121L122 102H120V104L121 103H123V104H121L122 105V107L121 108H123V109H125V110H122V109H120L121 111H122V113H126L125 115H121L120 113H118V114H120L121 116H120V118L121 119H119V121H118V116L116 117V116H114V119H115V124L117 125V127H119V128H116V129H120L121 130V128H123V126H125V128H123V130H122V132L125 130V131H127L128 130V128H129V126L132 124L131 123V121H133L134 119L136 120V121H140L141 119L140 118H142V117H146L147 115L146 114H148V112L149 111H147V113H146V111H145V113H144V108H142V106H140V105H138L137 107H136V112L134 113V111H133V116L132 115H130V113H131V108H129L128 106H130V102H129V99L126 97L127 96V93H125V92H123ZM8 94V95H7ZM46 94V93H45ZM102 94H99L100 95V97H102L103 99H101L100 98V100L98 101L99 103V105H98V108H99V110H100V112H103V111H105V105L106 106H108V104H109V102H107L108 100H106L107 99V97H106V95L104 96V94H103V96H102ZM262 94H264V93H262ZM26 95V97H24ZM31 97H30V96ZM230 95H232V94H230ZM229 94H228V97H231ZM10 96V97H9ZM61 96V97H60ZM57 97V98H56ZM244 98L243 99H246L245 98V96H243ZM29 98V99H28ZM55 98V99H54ZM194 98H196L198 101H199V99H198V97H193V100H194ZM202 98V97H201ZM204 98V97H203ZM202 98V99H203ZM32 99V100H31ZM64 99V100H63ZM202 99L199 101V103L197 104L196 102H198L197 100H195L194 102L196 103V107L198 108H196L195 110L197 111H201V110H204L203 108H201L203 105H202V103H203V101H205V98H204V100L202 101ZM29 100V101H28ZM55 100V101H54ZM57 100V101H56ZM103 100H104V102H103ZM128 102H127V101ZM167 100H165V104H167ZM60 101V102H59ZM64 101H65V104H67V106L65 105L64 106ZM67 101V102H66ZM123 101H125V102H123ZM169 101V100H168ZM83 102H85V101H83ZM107 102V103H106ZM170 102V101H169ZM179 102V101H178ZM208 102H210V101H208ZM212 102V103H211ZM211 104H209V103H207L206 101L204 102V103H206L205 105H207L206 107L205 106H203L204 108H206V110L205 111H201V114H203L204 115V113H206L209 117H211L212 119H209V117H205L206 116V114L203 116L202 115V117H204L205 119L206 118H208V120L210 121L209 122V124H211V123H213L211 120H213L214 121V123L216 124V123H218L219 124V130H218V124L217 125H215V124H211V125H209V128H210V126L212 127V128H210V129H212L216 134H214L213 133V131L212 130H209L208 129V123L207 124H205L206 125V129H207V131L209 132H211V133H213V135L209 132V134H211V135H209L208 136V133H207V135L205 134V132H207V131H205L206 129L203 127V126H201V125H194L193 126V128L195 129V131H194V129L192 128H189V124H187V126L185 125L183 128V130L184 131H182L181 129H182V127L181 128H179L178 126H172L175 122H172V125H171V123H169V118L170 117H173L172 118V120L173 119H176V117L174 118V116L175 115H171L170 113H172L173 111V113L175 114V111H177L178 109L177 108H179V104L177 103L176 104V106H178V107H175V105L173 106L174 108H173V110L170 108V107H172V106H170V107H168L169 105H167V107L168 108H170V109H168L167 107H164V103H163V105L160 107V109H162V110H160L159 109V111H158V114L160 115L162 112H163V114L165 115V110H164V108H166V110L168 109L169 110V112L168 111H166L167 112V114H169V115H165V116H163V117H165L166 118V120H165V118H163L162 119V117H161V119L162 120H164V122H165V124H166V121H168L167 122V124H166V126L167 127H169L170 126V129L172 130V129H174V127H177L176 129H178V130H180V132L182 133V134H186V131L188 130V134H189V132H190V134L192 135H190V137L192 138H189V136L187 135V137L189 138H187V143L189 142V143H191L190 145H192L193 143H194V145H192V146H188L189 145V143L187 144V146L188 147H186L187 148V155L188 154H190L191 156H192V151L191 152H189L188 151V149L189 148H195V150L196 151H198L199 152V154L201 155H196L197 156V161L198 160H200L201 158H203V157H205L206 156V153H205V151H203V149H205L206 150V148H207V150L208 151H206V152H212V150H213V152L215 153V155H216V153L218 154V151L217 150H219V149H217L218 147V143L216 142V140H214L213 141V139H214V137L217 135L218 137L220 136V138H222V137H224L225 139L227 138V135L225 136L224 135V133H223V131L225 132V127L228 125V123H229V125L227 126V129L229 128V129H231L232 127H235V128H240V126L242 125H240L239 124V122L238 121H236L237 119L235 118V117H232V121H233V119H235L233 122H231V121H226V120H228V118H231V117H227L228 115H226V116H224L223 118H221V117H217V116H215V114L216 115H219V114H217V113H214V109L213 108H215V106L214 107H210V106H213V105H215V102L214 101H212L211 100ZM60 103H62V104H60ZM129 103V104H128ZM195 103H194V105H195ZM203 103V104H204ZM32 104V105H31ZM102 104H103V107H102ZM105 104V105H104ZM169 104V103H168ZM171 104V103H170ZM191 104H192V106H193V103H192V100H191ZM208 104H209V106H208ZM54 105V106H53ZM57 105V106H56ZM59 105V106H58ZM62 105V106H61ZM127 105V106H126ZM34 108V110L32 109V107ZM101 106V107H100ZM126 106V108L128 109V111H126V108H124V107ZM143 109H140V107ZM166 106V105H165ZM190 107V108H193V107ZM199 106H200V108H199ZM28 107H30L31 109H28ZM69 107V108H68ZM131 107V106H130ZM49 108V109H48ZM101 108H103V109H101ZM137 108L139 109V110H137ZM176 108V109H175ZM208 108H210V111H209V109ZM28 109V110H27ZM46 109L48 110L47 112H46ZM227 109V111H229L228 110V108H226ZM45 110V111H44ZM67 110H68V112H67ZM119 110V111H120ZM146 110V109H145ZM192 112H193V110L192 109H190ZM211 110H212V112H211ZM28 111H33V113L32 112H29V114H28ZM119 111H117V112H119ZM125 111V112H124ZM138 111H139V113H138ZM142 111V112H141ZM196 111H194L195 112V114H193L192 112V116H194L195 118V120L193 119V117H192V119H193V121L195 122L197 119L199 120L200 118H201V115H200V112H196ZM206 111H208V112H206ZM225 109L223 110V112H221V115L223 114V115H225V114H229V112H227ZM42 112H43V114H42ZM72 112V113H71ZM75 112V111H74ZM116 112V113H117ZM161 112V113H160ZM202 112H204V113H202ZM227 112V113H226ZM31 113V114H30ZM114 114V115H117V114ZM128 113V114H127ZM146 115H144V114ZM172 113V114H173ZM198 113V114H197ZM212 113V114H211ZM21 114V115H20ZM136 114V115H135ZM163 114H161L160 116H162ZM176 114L178 115L179 114V111H178V113L176 112ZM214 114V115H213ZM30 115V116H29ZM127 115V116H126ZM135 115V116H134ZM144 115V116H143ZM158 115V117H160ZM200 115V116H199ZM221 115H219V116H221ZM222 115V116H223ZM28 118H27V117ZM86 116H88V115H86ZM90 116V115H89ZM123 116V117H122ZM130 116V117H129ZM132 116V117H131ZM138 116V117H137ZM199 116V117H198ZM216 118H215V117ZM28 119H26V118ZM30 117V118H29ZM68 117V116H67ZM72 117H73V115H72ZM133 117H134V119H133ZM140 117V118H139ZM168 117V118H167ZM71 118V117H70ZM90 118H92L91 116H90ZM178 118V117H177ZM31 119L32 120H34L33 122H31ZM89 119V118H88ZM140 119V120H139ZM146 119V118H145ZM171 119V118H170ZM216 119V120H215ZM218 119V120H217ZM220 119H222V121L220 120ZM21 120H23L24 121V123H23V121H21ZM26 120H27V122H28V124L26 123ZM29 120H30V123H29ZM91 120V119H90ZM134 120V121H135ZM142 120H144V118L142 119ZM177 120V119H176ZM207 120V121H208ZM231 120V119H230ZM37 121V122H36ZM129 121H130V123L131 124H129ZM22 123L21 124V126L19 125L20 123ZM118 122H120V123H118ZM226 122V124L227 125H222V124H224V123ZM236 122H238L237 124H235ZM18 123V124H17ZM34 123H35V125H34ZM36 123H38V124H36ZM72 123V127H69V128H73V122H71ZM71 123H69V126L71 125ZM90 123V122H89ZM169 123V124H168ZM234 123V124H233ZM26 124V125H25ZM30 124H33V125H31V127H30ZM129 124V125H128ZM133 124H134V122H133ZM132 124V125H133ZM230 124H231V127H230ZM16 125V126H15ZM27 126L28 125V127H25V126ZM126 125H128V127L126 126ZM147 125V126H146ZM146 127H148L147 129H150L151 130V128H149L150 127V125L146 122ZM169 125V126H168ZM203 125V124H202ZM213 125H215L214 127H213ZM220 125H222V128H224V130L222 131V129L220 130ZM233 125V126H232ZM33 126H34V128H33ZM36 126V127H35ZM75 126V125H74ZM122 126V127H121ZM171 126H172V128H171ZM197 126H199V128H197ZM239 126V127H238ZM201 127V128H200ZM37 128V129H36ZM127 128V129H126ZM186 128H187V130H186ZM199 129V131L197 130V129ZM215 128V129H214ZM31 129H34L35 130V132H34V130H31ZM81 129V128H80ZM80 129H79V131H77L76 132V134L78 135L79 133H81L83 130L81 129V131H80ZM146 129V128H145ZM146 129V130H147ZM169 129V128H168ZM39 130V131H38ZM119 130V131H120ZM170 130V131H171ZM186 130V131H185ZM200 130L201 131H205V132H202V134H201V136L205 139L207 136V138H210L211 139V137H212V139H211V141L212 142H210V143H212L213 144V146H216V147H213L212 146V144H210V143H208L209 141H207L206 142V140L207 139H205V140H203L201 137H200V134H199V140L201 141L202 140V144L199 142V140H198V143H197V141L195 140V139H193V138H195V136H193V135H195L196 133H197V131L198 132H200ZM42 133H41V132ZM118 131V130H117ZM174 130H172L170 133L172 134V135H176L175 137H177V134L179 133L180 134V132H178V133H172ZM218 131V132H217ZM79 132V133H78ZM121 131H120V133L119 132H117L118 133V137H119V139L120 140H122V139H124L123 138V134H121L122 133ZM148 132H149V130H148ZM150 132H152V131H150ZM31 133H34V134H31ZM192 133H195V134H192ZM218 133L220 134V135H218ZM149 134V133H148ZM151 134V133H150ZM178 134V135H179ZM181 134V136H182V140L185 138L186 139V137L185 136H183ZM226 134V133H225ZM12 135V136H11ZM40 135V136H39ZM61 135V136H60ZM122 135V136H121ZM203 135H206V137L205 136H203ZM221 135H222V137H221ZM224 135V136H223ZM30 136V139L28 138ZM180 136V135H179ZM197 136V135H196ZM148 137H150V136H147V138ZM18 138V139H17ZM59 138H61V139H59ZM64 138V137H63ZM122 138V139H121ZM197 138V137H196ZM224 138H223V140H224ZM28 139V140H27ZM51 139H53L52 141H51ZM261 138H259L258 140H260ZM41 140V139H40ZM191 140V141H190ZM196 142H195V141ZM13 141V142H12ZM27 141H28V143H27ZM47 141V142H46ZM55 141H56V143H55ZM57 141H60L59 142V144L60 145H58L57 146ZM205 143H204V142ZM50 142V143H49ZM52 142V143H51ZM214 142H216V144L214 143ZM30 143L31 144H33L32 146L30 145ZM55 143V144H54ZM181 143H183V142H181ZM204 143V144H203ZM206 143H208L209 145H210V147H209V145L207 146V145H205ZM260 143V142H259ZM54 144V145H53ZM161 144H163V142H161L160 143V146H161V149L163 150V148H162V146H164V145H161ZM185 144V145H186ZM195 145H198V146H195ZM199 145H200V147H202V145H204V147H203V149L202 148H199ZM26 146H28V147H26ZM183 146H184V143H183ZM181 144H180V147H183ZM194 146V147H193ZM211 146H212V148H211ZM36 147H38V148H36ZM46 147V148H45ZM121 147H122V145H121ZM185 147V146H184ZM183 147V148H184ZM32 148H33V150L34 151H36L35 153V155L36 156H34V158L33 157H30L29 155H28V153L30 152V149L32 150ZM141 149V151L139 150V148H138V152L140 153H138L137 152V149L135 150V152L133 153V154H129V153H124L125 154V156L127 155L128 156V154H129V156H131L132 155V158L130 159L129 157H128V159H127V161L129 162V161H133L132 163L131 162H129V165H131L132 166V168L136 165L137 166V163H139V165L141 164L142 165V163H143V165H146V167L148 168L149 166H150V162L149 161H147V163H146V161H144L143 162V160L145 159V157H144V154L143 155H141L142 154V152H144V148L143 147H140ZM143 148V149H142ZM186 148H184L185 149V151H186ZM191 148V149H192ZM199 148V150H197ZM215 148V149H214ZM192 149V150H193ZM200 149H201V151H200ZM32 150V151H33ZM143 150V151H142ZM211 150V151H210ZM215 150H216V152H215ZM29 151V152H28ZM47 151V152H46ZM57 153H59V155L57 156V154H55L56 152ZM122 151L123 150H121V153H122ZM184 152V153H179V152ZM181 151H179L177 154H175V156L174 157H176V155H178L177 157L179 158V161H180V159H181V161H182V159H183V157L185 156L184 154H186L185 153V151H183V149H181ZM196 151H194V152H196ZM203 151V152H202ZM26 152V153H25ZM42 152V153H41ZM50 152H51V154H50ZM110 151H108V153H109ZM124 152H126V151H124ZM164 152V151H163ZM197 152V153H198ZM67 153V152H66ZM73 153V154H72ZM107 153V152H106ZM139 155H138V154ZM145 153V152H144ZM203 153V154H202ZM204 153H205V155H204ZM214 153H210L212 156H213V154ZM219 153H220V155H218V157L216 156H214V157H212L211 155H210V157L211 158H209V159H211V160H215L216 161V159L217 158H219L220 160L221 159H226V158H222V156L225 154L224 152H222L221 150H219ZM25 154V155H24ZM78 154V153H77ZM110 154V153H109ZM134 154H137V156H138V158L139 157H144V158H142L143 160H141V158H139L140 160H138V158L136 157V156H134ZM181 154H183L182 156V158H180L181 156L180 155ZM194 154V153H193ZM22 155V156H21ZM39 155V156H38ZM44 155V156H43ZM55 157H54V156ZM121 156H124V155H122V154H120ZM222 155V156H221ZM21 156V157H20ZM30 158L29 160H27V158L28 157ZM39 158H38V157ZM49 156V157H48ZM51 156V157H50ZM64 156V157H63ZM70 156V157H69ZM72 156V157H71ZM107 156H109L108 154H106V156L104 155V157L105 158H107ZM126 156V157H127ZM133 156H134V158H133ZM165 156V155H164ZM200 156V157H199ZM219 156H221V157H219ZM225 156H226V154H225ZM230 156H232L233 158H230V161H228V159L226 160L227 162H232V164H235V160H236V158L234 159V157L235 156H233V155H228V156H226L227 158H229ZM59 157L62 159H59ZM174 157H172L171 159H173V160H171L170 159V165H173L174 167L176 166L177 167V170H178V167L180 166L181 168H180V170H178V171H176V172H174L173 171V169H172V167H170L171 169H169V170H171L172 172H170L172 175V177H171V180H172V178H174V176H177L178 175V173H180L179 175H182L183 173V168L185 169L186 168V166H184V165H186L185 163L186 162H188V161H182V163H184V164H182L181 163V161L179 162L178 161V159L176 158V159H174ZM187 157H189V156H187ZM18 158V159H17ZM24 158H26V159H24ZM31 158H33V160L31 159ZM52 158H54V159H52ZM57 158V159H56ZM64 158V159H63ZM69 158V159H68ZM124 158V160H125V157H123ZM123 158H121V160L123 159ZM137 158V159H136ZM186 158V157H185ZM196 158V157H195ZM213 158V159H212ZM216 158V159H215ZM20 159V160H19ZM23 161H22V160ZM34 159H37V161L36 160H34ZM40 159V160H39ZM49 161H48V160ZM73 159L71 160V162L73 161ZM189 159H192V157L190 158L189 157ZM189 159H187V160H189ZM218 159V160H219ZM232 159V160H231ZM234 159V160H233ZM31 160V161H30ZM42 160V161H41ZM46 160L49 162V164H48V162H46ZM54 160H55V162H54ZM57 160V161H56ZM106 160V162H108V160L107 159H105ZM138 160V161H137ZM146 160V159H145ZM148 160V159H147ZM196 160V159H195ZM19 161H21V162H19ZM28 161H30V162H28ZM61 161V162H60ZM123 161V160H122ZM122 161H120V163L122 162ZM172 161H174L175 162V164H173L172 163ZM177 161V162H176ZM190 161V160H189ZM224 162H226L225 160H223ZM24 162V163H23ZM27 162V163H26ZM37 162V163H36ZM63 162V163H62ZM109 164L107 163L106 164V166H110L111 164H112V162L109 160ZM128 162H124V168H119L118 170V173H120L121 172V169H125V166L127 167V165H128ZM135 162V163H134ZM199 163H198V166L200 165V167L202 168V163L204 162V158L203 159H201V164H200V161H198ZM43 163V164H42ZM54 163V164H53ZM66 163V162H65ZM64 163V164H65ZM123 163V162H122ZM125 163H127V165L125 164ZM131 163V164H130ZM178 163V164H177ZM21 164H23V165H21ZM46 164H48V165H46ZM63 164V165H64ZM67 164V163H66ZM65 164V165H66ZM135 164V165H134ZM231 164V163H230ZM232 164L231 165H229L228 166V170H233L234 169V166H232ZM9 165V166H8ZM18 165V166H17ZM25 165V167H23ZM64 165V166H65ZM69 165H71V163H69ZM68 164H67V166H63V169L64 170H66V169H68V166H69ZM120 165V164H119ZM140 165V166H141ZM149 165V166H148ZM178 165V166H177ZM184 167H183V166ZM16 166H17V168H16ZM20 166H22L23 168H21ZM27 166V167H26ZM33 168H32V167ZM55 166H57L56 168H54ZM121 167H122V165H120ZM139 166V167H140ZM197 166V167H198ZM19 167H20V170H19ZM70 167V166H69ZM129 167V166H128ZM142 167V166H141ZM140 167V168H141ZM145 167V168H146ZM173 167V168H174ZM175 167V168H176ZM229 167H231L230 169H229ZM232 167H233V169H232ZM16 168V169H15ZM25 168V169H24ZM26 168H28V169H26ZM37 168V169H36ZM38 168H40V169H38ZM66 168V169H65ZM130 168V167H129ZM127 169L126 168V170L125 171H127V172H129V173H127V172H124V170H123V173L122 174H124L125 173V175H121V173L120 174H118V176H119V178H118V176H117V179L118 180H120V181H118L117 180V183H116V185H119V184H123V182L124 181H126V182H130V179L132 180L133 179V177H134V180H135V178L137 179V175L140 173V171H141V169L143 170L141 173H144L143 175H145V176H143V177H146L147 176V178H148V176H149V178H150V175H153L154 173H153V171H148V172H152L151 174L150 173H146L144 170H145V168L143 167V168H138V166L136 167V168H138V172L136 171V168L134 167L133 169L134 170H132L131 168L130 169ZM174 168V169H175ZM199 168V167H198ZM33 169V170H32ZM36 169V170H35ZM55 169V170H54ZM58 169H60L59 171H58ZM200 169V168H199ZM37 170H38V172H37ZM148 170H149V168H148ZM176 170V169H175ZM216 169L215 168H211V170L210 169H208L207 171H215ZM17 171H19V173L17 172ZM51 171H52V173H51ZM131 171H132V173H131ZM135 171L138 173V174H136L135 173ZM206 171V172H207ZM46 172H47V174H46ZM185 172V171H184ZM205 172V173H206ZM208 172V173H206V174H204V176H207V175H209L206 179H211V180H202V178H204V177H202V178H200L201 176H200V174H199V172H198V178H199V180L197 179V175L196 176H194L193 178L196 180L197 179V181H198V183L200 182V180H202L203 182H201L202 184H204V185H207V186H209V185H213V183H215V184H219L220 185V183H216V180H214V179H212V178H210V177H212L211 175L212 174H214V172ZM49 173V174H48ZM56 173V174H57ZM127 173V174H126ZM140 173V174H141ZM176 173V174H175ZM200 173H202V172H200ZM210 173V174H209ZM41 174V175H40ZM132 175V178H131V176L129 177V175ZM139 174V175H140ZM29 175V176H28ZM45 175H46V178H41L40 176H42V177H45ZM55 175V174H54ZM186 175V176H185ZM183 174L182 175V178H183V176H185V177H187V175H188V173L186 172V174ZM230 176V181H228V182H231V181H233L232 179H234L235 177H236V175L235 174H233V178L231 177V175H232V173H230L229 174ZM38 176H39V178H38ZM56 176V175H55ZM122 176V178L124 179H122V178H120ZM124 176V177H123ZM141 176V177H142ZM155 176V175H154ZM154 176H152V178L154 177ZM158 177H160V178H163L164 177V175H163V177H162V174L160 175H157ZM189 176V175H188ZM202 176H203V173H202ZM235 176V177H234ZM57 177V176H56ZM139 177V176H138ZM178 178H176L177 180H179V176H177ZM184 177V178H185ZM191 177V176H190ZM165 178V177H164ZM174 178V179H175ZM183 178V179H184ZM9 179V180H8ZM35 179V180H34ZM41 179V180H40ZM139 179V178H138ZM137 179V180H138ZM182 179V180H183ZM188 179V178H187ZM186 179V180H187ZM191 180V178H190V180H189V182L190 181H192V182H195V180ZM237 179H239V178H237ZM25 180V181H24ZM37 180V181H36ZM40 180V181H39ZM44 180V181H43ZM48 180H49V182H48ZM53 180V179H52ZM79 180V179H78ZM81 180H79V182H81ZM168 180H170V179H168ZM168 180H166V182L168 181ZM171 180L170 181H168V182H171ZM177 180H175V181H177ZM186 180H184L185 181V183H188V181H186ZM212 180H214V182L212 181ZM33 181V182H32ZM39 181V182H38ZM42 181V182H41ZM55 181H57V182H55ZM90 181H92L91 182V184H90ZM122 181V182H121ZM211 181V182H210ZM38 182V183H37ZM55 182V183H54ZM120 182V183H119ZM163 182V181H162ZM172 182H173V184H175L174 183V180H172ZM178 182V181H177ZM191 182V183H192ZM19 183V184H18ZM36 183V184H35ZM41 183V186H43V187H39L38 185ZM51 183V185H49ZM125 183V182H124ZM164 183H165V181H164ZM179 183V182H178ZM197 183V182H196ZM206 183V184H205ZM210 183H212V184H210ZM35 184V185H34ZM49 185V186H44V185ZM80 184H82V183H80ZM82 184V185H83ZM98 184V186L96 187V185ZM166 184H168V183H166ZM200 184V183H199ZM36 185H37V187H36ZM101 185V186H100ZM169 185V184H168ZM20 186V187H19ZM53 186V185H52ZM58 186L56 187L57 189H58ZM72 186V187H71ZM76 186H78V187H76ZM94 186V187H93ZM103 186V187H102ZM23 187V188H22ZM34 187H36V188H41V189H43L44 187V192H45V195H42V194H44V192H43V190H42V196L41 195H39V191H38V189H37V191L35 190L36 188H34ZM48 187H49V189H48ZM63 187V186H62ZM92 187V188H91ZM99 187H102L100 190H101V192H99L100 190H98L99 189ZM52 188V190L54 189V191H50V189ZM98 188V189H97ZM46 189V190H45ZM67 189H68V191H67ZM80 189V190H79ZM91 189H95L94 191H93V193H95V195L92 193V190ZM96 189H97V191H96ZM139 189L143 192V193H141L140 191H139ZM165 189H166V191L167 192H170V188L168 187V188H166L165 187ZM40 190V189H39ZM48 190H49V192H48ZM88 190H90L89 192H88ZM144 190V191H143ZM58 191V192H57ZM67 191V192H66ZM77 191V192H76ZM104 191V193L105 194H103L102 192ZM134 191V190H133ZM146 191V193H144ZM202 191H204V190H202ZM36 192H38V193H36ZM48 192V193H47ZM55 193V196L57 195L56 193H63V192H65V194L63 193L62 194V196L64 195V197L65 198H69L68 200V202H66L65 204L64 203H61L60 201L61 200H63L64 199V202H65V198H61V195L60 196H58L59 197V199H58V201H57V199H56V197L53 195L54 193ZM85 192V193H84ZM96 192H97V194H96ZM147 192H149L148 193V196H147ZM6 193V194H5ZM29 193L31 194V195H29ZM35 193V194H34ZM40 193H41V190H40ZM50 193V194H49ZM70 193V194H69ZM98 193H101V194H98ZM47 194H49V195H47ZM77 194V195H76ZM87 194V195H86ZM93 194V195H92ZM10 195H12V197L10 196ZM20 195V196H19ZM54 196V198L53 199H50L51 197H53ZM65 195H68V197H66ZM74 195V196H73ZM80 195V196H79ZM91 195V196H90ZM97 195H99V196H97ZM106 195V197H104ZM132 195V196H131ZM137 195H139L138 197L135 196ZM143 197H142V196ZM5 196H7V197H5ZM33 196V197H32ZM39 196V197H38ZM48 196H50V197H48ZM82 196H83V198H82ZM89 196V197H88ZM93 196H94V199H96L97 197H98V199H96L97 200V202L94 200V202H91L92 201V199H93ZM123 196H125L124 198H123ZM10 197V198H9ZM36 198V201H35V198ZM37 197H38V199H37ZM44 197H46V198H44ZM72 197V198H71ZM79 197V198H78ZM86 197H88V198H86ZM92 197V198H91ZM151 197V198H150ZM3 198V199H2ZM6 198V199H5ZM41 198V199H40ZM86 198V199H85ZM153 198H154V200H153ZM186 198H188V201L186 202V200L187 199H185V202L186 203H190L191 202V200L192 199H190L189 197H186ZM5 199V200H4ZM61 199V200H60ZM66 199V200H67ZM91 199V200H90ZM131 199V200H130ZM135 199L137 200V202L135 201ZM7 200V201H6ZM10 200V201H9ZM11 200H13L12 202L13 203H11ZM45 200V201H44ZM48 200V201H47ZM51 202H50V201ZM99 200V201H98ZM154 201V204H152V202L151 201ZM20 201H21V203H20ZM32 201V202H31ZM88 201V202H87ZM156 201H157V203H156ZM7 204H6V203ZM16 202L18 203L16 206H17V208H16V206H15V204H16ZM25 202V203H24ZM28 202H30L29 204H28ZM39 204H38V203ZM59 204H58V203ZM72 202V203H71ZM89 202H91V203H89ZM100 202V203H99ZM143 202H145V203H143ZM158 202H160V203H158ZM161 202H163V203H161ZM20 203V204H19ZM24 205H23V204ZM33 203H34V205H33ZM48 203V204H47ZM68 203V204H67ZM85 203V205L83 206V204ZM87 203H89V204H87ZM96 203H99L100 205L98 206V207H96ZM239 203L240 204H242L243 202H242V200L240 201V199H239ZM12 204H13V206H12ZM95 204V207L96 208H98V209H101L102 208V206L101 205H103L105 208H102L99 212H98V210L95 208V207H93L92 205H94ZM192 204V203H191ZM21 205V206H20ZM23 205V206H22ZM72 206V208H71V206ZM88 205V207L90 208H86L85 206H87ZM90 205V206H89ZM98 205V204H97ZM139 205H140V203H139ZM148 205V206H147ZM164 205H165V207H166V209L164 210ZM6 206V207H5ZM26 206V207H25ZM29 206V207H28ZM41 206V207H40ZM66 206V207H65ZM68 206V207H67ZM93 208H92V207ZM159 206V207H158ZM9 207H13L12 209L11 208H9ZM16 209H15V208ZM20 207V208H19ZM59 207V208H58ZM64 207V208H63ZM82 207H84V208H82ZM60 208H63V210L64 211H66L65 213L67 214H65L64 212V214L62 213V209L60 210ZM75 209V213L77 212V214L78 213H80L81 212V210H82V214H84V215H82L83 217H85V215L87 216V214L89 215V216H87V219H86V217L85 218H83L82 216H80L79 218L81 219V218H83L81 221H83V222H81L82 224H83V227L81 228L80 226H82V224L80 225V224H78V223H80L79 222V220H78V216L76 215H73V213L71 212V210L72 211H74V209ZM76 208H78V210L76 209ZM81 208V210H79ZM158 210H157V209ZM27 209V210H26ZM69 211H68V210ZM6 210H7V213H8V215H7V213H6ZM19 210H20V213H19ZM31 210V211H30ZM85 212H84V211ZM157 210V211H156ZM95 211L98 213H95ZM149 211H151V212H153L152 214H151V212H149ZM167 211H168V213H167ZM5 212V213H4ZM17 212V213H16ZM67 212H71L70 214H72L73 216H75V218L73 217V216H70L71 217V219H70V217H68V219H66L65 220V215L66 216H69V214L67 213ZM167 214H166V213ZM11 215H10V214ZM16 215H15V214ZM28 213H30V214H28ZM58 213V214H57ZM90 213V214H89ZM155 213V214H154ZM160 213V214H159ZM164 213H165V215H164ZM13 214L15 215V217H12L13 216ZM104 214V215H103ZM163 214V215H162ZM5 215V216H4ZM10 215V216H9ZM36 215V216H35ZM81 215V214H80ZM103 215V216H102ZM155 217H154V216ZM159 215V216H158ZM164 216V217H161L160 218V216ZM171 216V219H170V216ZM57 216V217H56ZM60 216V217H59ZM95 216L97 217H99L100 219H103V221L101 222L99 219H97V221H96V219H95ZM102 216V217H101ZM119 217V219L117 218V217ZM123 216V217H122ZM159 217V219H158V217ZM174 218H173V217ZM9 217V218H8ZM48 217V218H47ZM73 217V218H72ZM90 217H92V218H90ZM94 217V218H93ZM106 219H105V218ZM109 217V218H108ZM125 217H127V218H125ZM133 218L134 217V219L135 220H131L129 223H126V221L128 222L129 221V218ZM157 217V218H156ZM165 217H167V218H165ZM61 218V219H60ZM64 218V219H63ZM67 218V217H66ZM177 218V219H176ZM180 218V219H179ZM31 219V220H30ZM34 219V220H33ZM55 219V220H54ZM58 219V220H57ZM62 219H63V221H62ZM70 219V220H69ZM75 219V221H77V223H74V222H72L73 220ZM77 219V220H76ZM95 219V220H94ZM105 219V220H104ZM110 219V220H109ZM120 219H121V221H120ZM150 219H152V220H150ZM155 219H157V221L155 220ZM161 219V220H160ZM174 219H175V221H174ZM179 219V220H178ZM48 220V221H47ZM68 220V221H67ZM102 223V225H101V223L99 222V221ZM112 220V221H111ZM114 220V221H113ZM117 220V221H116ZM165 220V221H164ZM168 220V221H167ZM173 220V221H172ZM178 220V221H177ZM12 221V222H11ZM15 221V222H14ZM17 221V222H16ZM20 221V222H19ZM64 221L67 223V224H69V226H70V224H71V226H74V228H75V226H77V225H73V224H78L79 225V227H80V230H79V232L81 233V230H82V232H84V233H82V237L83 236H86L87 238V240L85 239L84 240V238H81V239H83V241H85V242H83L82 240H81V244L80 243H78L79 242V239H78V237H77V241L76 242H74V243H77V244H74V246H71V245H69V247H67L64 243H65V241L67 240V243L68 244H72L71 242H72V240H69V239H74V237H72V238H70L71 236L70 235H72L71 234V232H70V234H68L69 233V231H72V230H69V229H73L71 226V228L69 227V226H66L67 224L65 223L64 224ZM88 221V222H87ZM89 221H91L90 223H89ZM94 221V222H93ZM105 221V222H104ZM108 221V222H107ZM118 221H120L121 223H119ZM159 221H160V223H159ZM172 221V222H171ZM53 222V223H52ZM61 222L63 223V224H61ZM93 222V223H92ZM98 222H99V224L101 225V226H99V224H98ZM103 222H104V224L106 223V226L103 224ZM112 222V223H111ZM115 222V223H114ZM119 224H118V223ZM123 222H125V223H123ZM136 224H135V223ZM158 223V225L156 224V223ZM168 222V223H167ZM174 222H178V223H174ZM8 223V224H7ZM54 223H56V224H54ZM73 223V224H72ZM92 223V224H91ZM95 223V224H94ZM108 223H110V224H108ZM161 223H163L162 224V226H161ZM167 223V224H166ZM181 223V224H180ZM187 223V224H186ZM51 226H50V225ZM89 224V225H88ZM108 224V225H107ZM111 224H116V226L114 225H111ZM124 224V225H123ZM154 224V225H153ZM112 227H111V226ZM120 225V226H119ZM124 227H123V226ZM132 225V226H131ZM156 225H157V227H156ZM180 225V226H179ZM183 225V226H182ZM105 227V228H108L110 231H111V228L113 229L112 230V232H105L106 234V237L108 236L109 238H111V239H113V237L114 238H116L115 240H117V238H118V240L119 241H121V240H123V237L125 236V234L126 235H130V237L131 238H134L135 236V238L134 239H136V242H137V246H138V248L139 249H137V247L136 248H134L135 250H132L133 248H128L126 245H124L123 246V243H124V240H125V238H124V240H123V242L121 243V242H118V245L116 244L115 246H112V247H108V249H110L111 251H109L107 248L105 249V250H101V249H95V244L97 243V241H96V239L98 238V236L101 234L100 233V230L101 229H103V227ZM110 226V227H109ZM119 226V227H118ZM125 226H127V229H126V227ZM182 226V227H181ZM220 226H221V228H220ZM222 226H225V228L224 227H222ZM63 227V228H62ZM95 227H96V229H95ZM115 227V228H114ZM147 227H149V228H147ZM153 229H151V228ZM155 227V228H154ZM181 228V230H183L184 232L182 233V231L180 230V228ZM212 227V228H211ZM228 227V228H227ZM50 228V229H49ZM59 228V229H58ZM68 230H67V229ZM100 228V229H99ZM133 228V229H132ZM177 228V229H176ZM179 228V229H178ZM234 230H233V229ZM76 229V228H75ZM74 229V230H75ZM78 229L79 228H77L76 229V231L75 232H77L76 233V236H78L80 233L78 232ZM122 229V231H120V230ZM126 229V230H125ZM140 229V230H139ZM147 229H148V232H147ZM171 229V231H169ZM217 229V230H216ZM240 229V230H239ZM97 230V231H96ZM119 230V231H118ZM128 230V231H127ZM139 230V231H138ZM150 230V231H149ZM180 230V231H179ZM209 230H212V231H209ZM215 230V231H214ZM246 230V231H245ZM117 231H118V233H117ZM132 231V232H131ZM134 231V232H133ZM144 231H145V233H144ZM230 231V232H229ZM240 231H241V233H240ZM7 232H8V234H7ZM46 232H47V235H46ZM51 232V233H50ZM73 232V231H72ZM75 232H74V236H75ZM138 232V233H137ZM140 232V233H139ZM151 232V233H150ZM206 232V233H205ZM209 233V236H208V233ZM217 232V233H216ZM246 232V233H245ZM41 233V234H40ZM98 233V234H97ZM115 233H116V236H115ZM120 233V235L122 236H120V235H118ZM131 233H132V235H131ZM149 234V236H147L148 234ZM158 233V234H157ZM196 233V234H195ZM198 233L200 234V235H198ZM244 233V234H243ZM68 234V235H67ZM84 234V235H83ZM87 234V235H86ZM96 234L98 235L97 236V238H96ZM134 234V235H133ZM177 234V235H176ZM178 234H180V235H178ZM206 234V235H205ZM10 235V236H9ZM110 235V236H109ZM113 237H112V236ZM152 235V237H154L155 239H153L152 237H150ZM154 235V236H153ZM158 235V236H157ZM205 235V236H204ZM212 235V236H211ZM45 236V237H44ZM66 236H68V237H66ZM73 236V235H72ZM80 236H81V234H80ZM80 236H79V238H80ZM101 237L103 236V234H101L100 235ZM100 236H99V238H100ZM119 236V237H118ZM128 236H126L127 238H128ZM133 236V237H132ZM143 236V237H142ZM159 237V239L157 238V237ZM184 236V237H183ZM195 236H196V239H195ZM210 237V238H212V237H215V239L214 238H212V239H210L209 238V240H208V242H206V243H203V244H205V245H203V244H201L203 241L205 242V241H207V239H208V237H207V239L206 240H204L205 238H203V237ZM62 237V238H61ZM122 238L121 240L119 239V238ZM139 237V239L137 240V238ZM185 239H183V238ZM9 238V239H8ZM67 238V239H66ZM89 238H91V239H89ZM94 239V241H92L93 239ZM152 238V239H151ZM192 238V239H191ZM66 239V240H65ZM193 239H195V240H193ZM199 239V240H198ZM236 239V240H235ZM246 239V240H245ZM254 239V240H253ZM258 239V240H257ZM75 240V239H74ZM88 240H91L90 242L88 241ZM98 240V239H97ZM114 240V239H113ZM117 240V241H118ZM201 240V241H200ZM203 240V241H202ZM213 240V241H212ZM242 240V241H241ZM70 243H69V242ZM200 241V242H199ZM211 241H212V243H211ZM58 242V243H57ZM89 242V243H88ZM93 242H95V243H93ZM177 242H179V240H177ZM199 242V243H198ZM211 243V244H213L214 242V246L212 247L210 244H208V243ZM219 242V243H218ZM50 243V244H49ZM57 243V245H55ZM66 243V244H67ZM119 243H120V245H122V246H120L119 245ZM172 243V242H171ZM198 243V244H197ZM52 244H54V246L52 245ZM125 244V243H124ZM208 244V245H207ZM228 244V245H227ZM59 245V246H58ZM76 245V246H75ZM92 245H95V246H92ZM199 245H200V247H199ZM203 245V246H202ZM210 245V246H209ZM238 245V246H237ZM55 246H57V247H55ZM62 246H64L63 247V249H62ZM90 246V248L88 249V247ZM119 246V247H118ZM126 246V247H125ZM206 246V247H205ZM226 246L227 247H230V248H226ZM232 246V247H231ZM47 247H49L48 248V250H47ZM53 247V248H52ZM115 247V248H114ZM126 249H125V248ZM198 247H199V249H203L204 250V248H205V250H204V252H203V250H202V253H201V251L198 249ZM202 247V248H201ZM209 247V248H208ZM254 247V248H253ZM32 248V249H31ZM44 248H46V250L44 249ZM58 248V249H57ZM190 248H192V249H190ZM43 249H44V252H46L47 254H40V253H42L43 252ZM53 249V250H52ZM56 249H57V251L58 252H61L60 250H64V249H66L64 252H61V253H63V254H60V255H58V252L56 253ZM125 249V250H124ZM130 249V250H129ZM137 249V250H136ZM207 249V250H206ZM209 249V250H210ZM217 249V250H218ZM236 249V250H235ZM97 250H101L100 252H94V254L92 253V251H97ZM190 250H191V252H190ZM200 252H199V251ZM263 250V251H262ZM48 251V252H47ZM74 251V252H73ZM89 251V252H88ZM105 251H107V253L105 252ZM40 252V253H39ZM43 252V253H44ZM54 252V253H53ZM76 252V253H75ZM103 252V253H102ZM130 252V253H129ZM132 252V253H131ZM189 252H190V254H189ZM15 253V254H14ZM50 253H52V255L55 257L56 255L55 254H57L58 255V257H59V261H58V257L56 256L55 258L53 257V256H51V254ZM120 253V254H119ZM135 253V254H134ZM147 253V254H146ZM199 253H200V255L202 256H200L199 255ZM239 253V254H238ZM9 254H10V256H9ZM97 254V255H96ZM98 254H99V256H98ZM101 254H102V256H101ZM152 254V255H151ZM154 254H156V253H154ZM188 254H189V256H188ZM204 254V255H203ZM256 256H255V255ZM39 255H41V256H39ZM134 255V256H133ZM241 255V256H240ZM6 256H8V257H6ZM44 256V257H43ZM49 256V257H48ZM69 256V257H68ZM107 256V257H106ZM143 256V257H142ZM237 256V257H236ZM241 258H240V257ZM41 257V258H40ZM47 257V258H46ZM51 257H53L54 258V262H53V258L51 259ZM72 257V258H71ZM105 257H106V259H105ZM197 257H199V258H197ZM237 258V260H235L236 258ZM257 257V258H256ZM260 257V258H259ZM4 258H6V260H4ZM46 260H45V259ZM49 258V259H48ZM117 258V259H116ZM184 258H183V260H184ZM202 258H204V259H202ZM244 258V259H243ZM14 259L15 258H13V261H12V264H19V263H17V262H20L21 260H15L14 261ZM39 259V260H38ZM48 259V260H47ZM97 259V260H96ZM155 259H158L157 261L159 262H155ZM162 259H164V260H162ZM166 259H168V260H166ZM204 260V261H201V260ZM208 259V258H207ZM241 259V260H240ZM114 260H116V261H114ZM147 260V261H148ZM189 260V261H188ZM196 260H197V262H196ZM210 260H212V259H210ZM247 260V261H246ZM1 261V260H0ZM40 261V262H39ZM44 261H46V262H44ZM89 261V262H88ZM105 261V262H104ZM233 261H235V262H233ZM237 261V262H236ZM242 261V262H241ZM35 262V263H34ZM51 262H53V263H51ZM72 262V263H71ZM182 262V263H181ZM240 262V263H239ZM2 263H4V262H2ZM175 263H173V264H175ZM210 263L211 264H217L216 262H214V260H212V261H210ZM1 264V263H0ZM6 264V263H5ZM20 264H23V261H21L20 262Z\"/></svg>",
	"mask_w": 264,
	"mask_h": 264
}]
</instances>
